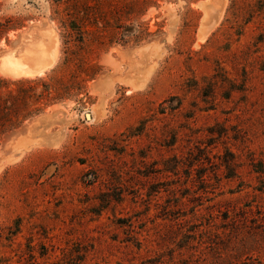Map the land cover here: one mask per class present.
<instances>
[{
	"label": "rangeland",
	"instance_id": "374dc122",
	"mask_svg": "<svg viewBox=\"0 0 264 264\" xmlns=\"http://www.w3.org/2000/svg\"><path fill=\"white\" fill-rule=\"evenodd\" d=\"M63 1L0 0V78L64 95L0 136V264H264V0L204 37L215 0H78L82 44ZM36 29L53 60L8 73Z\"/></svg>",
	"mask_w": 264,
	"mask_h": 264
},
{
	"label": "trees",
	"instance_id": "16d2710c",
	"mask_svg": "<svg viewBox=\"0 0 264 264\" xmlns=\"http://www.w3.org/2000/svg\"><path fill=\"white\" fill-rule=\"evenodd\" d=\"M53 1L60 3L63 0ZM63 3L66 6L64 10L68 16L66 21L62 23L65 30V42L70 43L72 40H76L82 44L83 33L80 31L79 21L83 19L81 16L87 15L88 11L92 9L86 1L64 0ZM7 26L0 24V37L9 30ZM72 60V53H70L64 63L69 64ZM38 85L43 86V90L36 94L35 89ZM56 86L62 87V84L55 81L54 84L49 85L45 83L43 78L16 81L0 78V136L18 129L25 120L41 113L43 108L62 100L64 98L63 92H59ZM13 87L15 88L13 89ZM29 104L38 105L31 108Z\"/></svg>",
	"mask_w": 264,
	"mask_h": 264
},
{
	"label": "bare ground",
	"instance_id": "6f19581e",
	"mask_svg": "<svg viewBox=\"0 0 264 264\" xmlns=\"http://www.w3.org/2000/svg\"><path fill=\"white\" fill-rule=\"evenodd\" d=\"M223 2V0H215L202 6L204 16L199 27L200 37H204L217 24L222 13ZM21 40L22 42L14 46L8 53L7 62L11 65L8 73L16 76H32L53 60L55 53L53 51L54 46L47 43L48 41L46 42V36L42 31L33 32V35L29 38H21ZM6 58L4 57L3 59L6 60Z\"/></svg>",
	"mask_w": 264,
	"mask_h": 264
}]
</instances>
